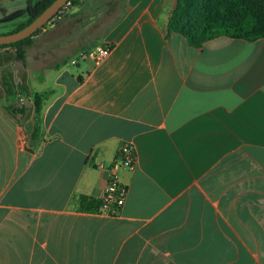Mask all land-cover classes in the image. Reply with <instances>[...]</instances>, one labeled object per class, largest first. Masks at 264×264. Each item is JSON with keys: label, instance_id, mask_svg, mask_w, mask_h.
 <instances>
[{"label": "crops", "instance_id": "obj_1", "mask_svg": "<svg viewBox=\"0 0 264 264\" xmlns=\"http://www.w3.org/2000/svg\"><path fill=\"white\" fill-rule=\"evenodd\" d=\"M28 1L0 0L2 33ZM176 4L77 0L26 66L0 50V264H264V38L192 47L168 32ZM97 46L112 50L100 65L70 64ZM123 144L137 162L106 217L99 164Z\"/></svg>", "mask_w": 264, "mask_h": 264}, {"label": "trees", "instance_id": "obj_2", "mask_svg": "<svg viewBox=\"0 0 264 264\" xmlns=\"http://www.w3.org/2000/svg\"><path fill=\"white\" fill-rule=\"evenodd\" d=\"M55 0H29L27 4L28 19L12 31L0 35L20 31ZM76 3L77 0H70ZM169 33H179L195 48H201L206 42L226 36L234 39L255 41L264 38V0H177L176 7L171 11L168 26ZM33 36L15 44L0 46L1 49H11L16 54V60L23 66L27 65V50L33 42ZM49 92L35 93L31 97L33 118L27 127V136L33 144L40 136V123L44 101ZM23 105L12 108L13 114L27 111Z\"/></svg>", "mask_w": 264, "mask_h": 264}, {"label": "built area", "instance_id": "obj_3", "mask_svg": "<svg viewBox=\"0 0 264 264\" xmlns=\"http://www.w3.org/2000/svg\"><path fill=\"white\" fill-rule=\"evenodd\" d=\"M71 2H68L48 23L57 22L69 13ZM42 30V29H41ZM110 46H97L91 50L79 53L77 58L70 64L76 65L80 61L91 60L96 65H100L111 53ZM29 100L28 95L20 99V105ZM137 157L132 144H123L116 154L114 160L109 164H99V168L106 171L105 185L100 194V214L106 217H116L120 215L128 198L129 187L123 182L124 172H133L136 166Z\"/></svg>", "mask_w": 264, "mask_h": 264}, {"label": "water", "instance_id": "obj_4", "mask_svg": "<svg viewBox=\"0 0 264 264\" xmlns=\"http://www.w3.org/2000/svg\"><path fill=\"white\" fill-rule=\"evenodd\" d=\"M70 0H55L49 7H47L42 14H40L29 25L24 27L18 32L0 35V46L15 44L33 36L38 30L45 27L55 15L65 6ZM24 105L28 108L31 107L30 100L25 102Z\"/></svg>", "mask_w": 264, "mask_h": 264}, {"label": "rangeland", "instance_id": "obj_5", "mask_svg": "<svg viewBox=\"0 0 264 264\" xmlns=\"http://www.w3.org/2000/svg\"><path fill=\"white\" fill-rule=\"evenodd\" d=\"M74 6H75V4H74V3H71L70 11L74 8ZM70 11H69V12H70ZM67 14H68V13H67ZM67 14H66V15H67ZM43 28H44V27H43ZM43 28H42V29H43ZM0 33H2V28H0ZM43 85H45L44 87H47V84H46V83L43 84Z\"/></svg>", "mask_w": 264, "mask_h": 264}]
</instances>
